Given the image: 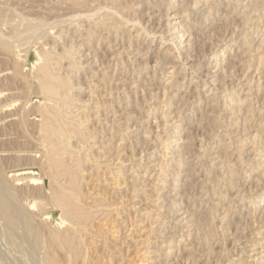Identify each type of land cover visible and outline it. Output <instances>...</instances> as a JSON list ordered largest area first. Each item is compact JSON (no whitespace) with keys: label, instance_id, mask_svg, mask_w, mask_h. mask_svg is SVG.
Listing matches in <instances>:
<instances>
[{"label":"bare ground","instance_id":"obj_1","mask_svg":"<svg viewBox=\"0 0 264 264\" xmlns=\"http://www.w3.org/2000/svg\"><path fill=\"white\" fill-rule=\"evenodd\" d=\"M67 1L68 3L66 4L67 5L66 9L68 10H65L66 13L63 12L64 14L53 16V18L51 19L50 17L48 18L45 17L47 16V13H45L42 16L41 14L39 16L36 15L37 17L34 15L32 16V14H26L21 10L19 11L18 9L12 7L10 4H8L5 1L3 2L0 1V63L4 64L6 62V65L8 66V67L6 66L7 68L0 70V83L2 78L4 80V82L2 81L3 84L4 85L6 84L4 86V88L5 87L6 88L4 90H0V115L4 114L0 118V264H59L62 262L64 264H78L80 262H84L85 258L89 257L88 256L89 253L87 255L86 251L87 248L90 246L89 243L93 239L91 238V234H93L91 233V228L98 227L97 225L96 226L93 225L105 220V217L109 214V212H107L106 210H110L106 208H111L112 204L110 205L104 203L106 200L104 198L98 199L92 197L91 195L89 196L88 193L84 194L80 188L81 185L84 184V181L92 178L94 174H99L102 175V177H104V175L108 173V175H111L112 177L111 179L114 180H117L119 178V174H122L120 170L121 168H119L120 165L118 167V164H120L119 162H121L119 160L120 154L118 153V151H115L113 153L111 152L112 149H115V147L113 148L112 145L115 142V146H116L118 143L122 142L123 139H125L128 136V134H130L128 133V129H129L128 124L132 119L131 117L132 114L130 109L135 108L133 110H136L138 107L137 105L138 101L136 103L134 102L135 100L134 101L132 100V102L129 101L127 94L123 92L125 90L121 91V94L123 93L122 96L121 94L118 93L114 95L112 92L113 90L116 89L119 91L121 90L120 87L117 88L119 83L117 82L118 84H116L115 80L117 79H115L116 76L113 71L115 70V68L120 66V64L122 63L121 59L122 57H124L123 55H121L123 54L121 50L119 49L113 50V47H116L115 42L120 41V39L122 38V36L120 35H125L129 39L132 37V39H135L136 42L138 40L145 41L146 38H152L159 40V43L157 44L159 47L161 44L168 45L167 49L164 52L160 53L161 55H164L166 57L171 56L172 58L170 59H174V58L176 59L177 56L179 55V52H181L179 45L181 44L180 39L182 38V36L179 35L177 37L176 34L182 31H176L177 29H174L172 27V29H174L173 34L170 32L168 28L165 32L161 31L159 32V34H156L152 30L145 28L143 25L141 26L140 23H137L136 22L137 20L135 19L136 17L133 18L132 14L133 13L135 14V10L139 9V6L140 5L142 6V3H144L142 0H139L140 4L139 3L130 4L132 2L129 1L130 7L125 6L126 1L124 2V4L123 3L121 4L119 0H67ZM202 2L203 0H197V2L193 5L192 9H188L185 6L181 7L182 9L180 8V10H178L179 11L178 13L182 14L184 18L189 19L192 10L196 9L197 5L201 6ZM183 3L184 2H181L182 5L180 6H183ZM254 3L256 2H253V0H226L225 8L226 7L227 9L229 8V10L234 14L236 12L239 13V16H237V18L239 17L240 20H242L240 22L244 25L243 31H245L248 27H251L249 30L250 33L247 34L245 33L246 31L244 33L242 31V33L233 37L234 33L231 32L232 34L229 37V41L231 40L233 44H238L237 37L241 36V43H239L240 48L237 49L235 53H232L234 57L231 58V56L229 55L230 57L229 62L230 60L232 62L235 61L236 64L237 62H240L242 64L244 62L246 63L247 61H251V63L252 61L256 62L253 63L254 65L252 64L250 65L249 62H247V64H244L247 65V67L240 70L245 71L246 74V72H248V69L250 70L251 67L254 66L255 69H253V71L256 74L258 73L259 75L257 79H261L260 77L262 76H260V74L262 73H260L261 71L259 70L260 68L264 69V6H262L263 3L260 2L262 6L260 11L259 9H257V7H259L258 5L256 6L257 3L256 4ZM171 4H172V0H168L167 8ZM220 8H221L220 0H215V1L211 0L210 4L208 5V9L205 12L206 15H204L203 17L202 14L199 13L198 15H201L200 20L195 21L193 26L187 28L194 30L201 28L200 26L201 24L204 23L205 25L206 22L209 21L211 22V19L214 16H217L216 22L222 21L224 19L225 20L229 19L228 17H224L221 20L218 19L220 18V14H219ZM227 15L229 14H226V16ZM238 27H241V25ZM197 31L195 30V32ZM74 34L77 35V37L75 36L76 38L79 37V40L76 39L78 40V42L73 41L74 37H72V35ZM168 34H170V36H166ZM200 34L202 33L200 32ZM216 34L217 32H215V35ZM251 34L255 35V37L252 39L250 38ZM220 38L218 37L219 40L216 41L217 43L211 45L209 49V51H211L210 53H212L210 57L211 61L213 59H215L216 61L214 64H211L210 62V65L213 68L217 69L216 72H218V69L220 68L222 71H226L223 69H225L227 64H231V62L230 63L226 62L227 64L223 62V65L221 66L219 60H221L222 57H218L219 55L216 56L219 48L218 45L225 42L226 41L225 39L227 37L221 36ZM129 39H125V40H129ZM177 41L179 42L177 43ZM252 42L255 43L252 45ZM211 43L213 42L211 41ZM151 45L152 42L146 43L145 47L147 48L145 50V53H147L148 50L151 49L150 48ZM159 47H158V51H159ZM252 47H254L255 49H252ZM101 49L105 50L102 51L101 56L105 55L106 53V56H109L110 58L109 60L113 61V65H114L113 71H111L110 69L107 70L105 65H103L104 63L109 61L108 59L106 60V62L103 60L102 57H101L102 60L99 59L100 55L98 56V53L101 51ZM121 49L124 50V47H121ZM257 49H260V51H257ZM238 50H239L238 53L240 55L249 52V54L250 53L251 55L253 54L252 56L256 55L257 57H254V59L252 58L247 59L245 57V61L242 60L243 62H241V58H239L238 55L235 56ZM221 51H225L224 48H222ZM249 54L247 56H249ZM28 57L33 58V61L29 66V68H26V61ZM156 59L157 57L155 58V60ZM99 60L103 62L100 63ZM155 60L154 62H156L158 59L156 61ZM223 60L224 59H222V61ZM97 62H98V66L95 65L97 64ZM210 65L209 67H211ZM108 66L109 65H107V68ZM170 66L173 69L174 68L173 66L175 65L171 64ZM171 67H168V69H170ZM179 69H181L182 72L184 70L183 68H179ZM167 70L164 69L162 72L161 78L164 80L163 82L167 81L168 78L167 76L168 74H166L168 73ZM191 71L193 73V70ZM182 72L179 71V73ZM206 73L207 74L203 75V77H199V82L202 83L200 85L201 89L199 90L197 86L199 82L197 81L196 83L192 77L191 78L189 77L190 78L189 83L192 84L193 86L192 87L193 92L194 91L197 92V97L195 102H197L198 110L199 109L200 111L203 110L202 111L203 113L195 110L198 113H194V115L200 116L198 120L197 119L194 120L193 117L191 118L189 116L190 113L188 114V116L186 115V117L182 115L183 114L182 113L181 115H179V118H183L184 120L186 118H188V120L193 119L192 122L195 123L197 120V126H200V128L202 127L201 123L205 122V125L207 126L204 125V127L207 128L211 127L216 132H218L219 130H221V132L225 131V134L220 135V138L217 133L214 132L215 134H213V131L211 133L212 135H209L208 137H210V140L211 139L213 140L217 137L216 139L217 141H219V143L221 142V138L222 139L227 138L228 143L222 142L223 146L221 150L222 151L228 150V148H230V145L235 143V141L229 138L230 136L229 133H231V130L229 128L237 125V123L230 122V124L228 123L229 125H227L224 119L222 120L223 118V115L221 114V112H223L222 106H226L225 105L226 100L222 98V101L220 100L221 102H219L220 104L218 103V101H216L217 98L219 99V97H217L216 95L217 94L216 91L220 90V85H221V89L222 90L224 89L225 92L226 86L221 84V80L224 77L219 75L220 72L218 73V75H211L213 72L210 71H207ZM184 75L185 74H183V76ZM95 77L96 78L98 77L100 80L96 82ZM126 77L128 78V76ZM125 78L123 79L125 80ZM205 78L211 82L209 87H207L206 89L203 88L207 85L205 82L206 80ZM249 78L252 79V76ZM236 81H238V79ZM9 82H11L12 84L14 83L15 84L14 86L18 84V86L7 87V83ZM218 83L220 84L219 86ZM135 88L136 86L132 88V91H134ZM97 91L98 92L101 91L100 93L101 95L100 94L96 95ZM228 91L229 94H225L223 92L222 94L226 95V98L228 100H234L236 102V106H239L240 103L243 101H247L248 106H247V111L245 112L248 113V115H246L247 117L254 116L256 113L257 114L260 113L259 115L264 114L263 108H258L260 106L255 107V105L258 104V101L249 100L248 95H245L244 98L241 99L238 95L235 94L234 91H231L230 89H228ZM246 91H250V90L248 89ZM114 92H118V91H114ZM249 94L250 96H252V93ZM83 95H87L88 98L82 99L81 96ZM189 95L191 94L189 93ZM9 96L12 99L14 97L19 100V101L18 100L15 101V103L16 102L19 103L17 108L14 110H11L14 101H12L11 99V101L9 102L8 101ZM101 97H104L107 100H101L102 102L101 103L99 101ZM182 101L183 102L182 103L180 102V104H183V106H185L184 104H187L185 103L186 102L185 99H183ZM214 101H216V103H213ZM11 102L13 103L10 104ZM132 103H134V105H132ZM138 103L143 104L142 102H138ZM221 104L222 106L219 109V105ZM203 105L205 106V108H203ZM139 109L137 110L139 111ZM147 117L149 116L147 115L146 119ZM259 124L260 127L264 126V123L262 124L261 119H259L258 123L255 126L258 127ZM192 125L189 128L191 127L193 129L196 128L194 127V125L193 126ZM164 127H166V125H163V128ZM204 127L203 130L205 129ZM185 128H188V126H186ZM241 128L245 129L244 126ZM188 129L185 130H187L189 134V130L191 131V129L189 130ZM244 129H242V131ZM262 130H264V128ZM145 131L146 130L143 131V133H145L144 136L145 135L146 137L147 135L149 136L150 132L148 131L145 132ZM179 132H177V134ZM259 132L255 131L254 132L255 135L251 139H247L248 137L246 138L244 137L242 141V147L246 145V142H250V141L259 142L258 140ZM188 134H186L185 144L191 143L190 140L192 139V136L187 137ZM116 137H118V139H116ZM256 137L257 139L255 140ZM166 140H160L161 149L162 148L166 149V147H164V145H166L167 142ZM19 141H22L23 144H26V142L32 143L34 146L33 150L26 149V151H22L25 148L19 150V147L18 148L16 147L17 146L16 143H19ZM137 142L138 141L136 140V145ZM129 143L130 144L128 146H130L131 148L133 146L134 147L136 146L134 142H129ZM207 143L209 144L212 142H207ZM213 144L215 145L214 142L212 143V145ZM197 146L199 147L198 151L200 153L204 152V154H202L201 156L196 155L194 156V158L192 157V159L190 160L188 159V161L183 162L185 164V165L183 164L185 167L184 170L187 171V174L191 175V177H194L197 171L199 172L200 166L197 165L198 161H201V159H205L207 161L206 154L212 156L216 155V153L213 150L214 148H210V146L207 147V145H205L204 143L201 144L200 146L199 145ZM242 147L241 149H238L237 153H235V155L237 156V160L238 159L240 160L239 158L240 155H238V153L244 150L242 149ZM188 148H190V146H188ZM186 150H187V146H186ZM132 151L134 150L130 149L131 153ZM260 152L261 151L258 148L254 154L255 157L258 156ZM133 153L131 155H133ZM166 155H167L166 152L162 153V156L164 158L166 157ZM210 159L211 160L208 166H213L212 169L213 171H210L209 169L206 170L208 168V166L206 165L207 166V168L205 166V170L207 172L206 174L211 175L212 172H217L221 176H215L216 173H213L214 179L215 178L217 179L216 183H214L215 180L213 179L212 176L211 177L209 176L210 178L207 177L208 179L205 178L206 179L205 182L200 181L202 183L201 184L202 188L201 191H199L200 194L198 196L199 202L197 203H202V196L209 193H212L213 194L212 196L215 195V198L218 200H222V199L224 200L226 198V193L222 197H220L219 193H215V191L218 190L216 188H218V185L221 182L220 188L222 189L221 186L226 185L227 188L236 191L238 199L235 200L234 203H232V205L230 206L228 204L231 203L232 196L229 194L227 195V196H231L230 198H227L225 200L226 205H228L227 206L228 208H226V205L224 206L223 205L224 203H222L221 206L222 207L224 206L223 207L224 210L221 213L222 219L219 221L223 222L230 215L232 217V215L237 213L236 216H234V218L239 217L237 219L239 222L236 221L237 223H235L232 221L234 225L236 224L234 228L236 229L237 225H239L238 223L240 222L242 224L243 221H246L244 222L245 226L247 225L249 226V222H250L249 219H252V223L253 221L259 218L261 219L262 215H260V217L257 218L256 216L258 214L256 212L259 208L257 204H259L261 201L264 200V190L259 196H257V198H259L258 201H256V197L251 198L250 194H246L247 191H250L249 188L248 189L245 188L247 191H245L244 193L241 191L242 192L241 193L239 189L242 188V185L239 183V180L241 179V176H243V174H247L249 172V169H247L245 173L242 172V170H244L242 168L240 169V173H237L235 172V170L231 169L233 165L240 163L242 160L237 161L236 163L235 162L226 163L227 161L225 162V160L224 161L219 160V163L220 162L221 163L219 164V166L217 165L218 167L216 168V165L215 164L213 165L212 161L215 160L218 161V159H221V157L219 155H216L214 158H210ZM11 160L13 161L27 160L30 163H32V165L29 166L26 165V167L23 168H19V167L17 168L16 166L12 169L7 168L8 164L9 166L13 164L11 162L7 163L8 161ZM151 160H153V158ZM162 160L164 159L162 158ZM158 161H160V159ZM149 162L151 161L149 160ZM167 162L165 161V166H163L162 169L161 168L159 169L158 171L159 174L154 180V182L157 183L160 182V187H162L163 183L165 182L164 179L163 180L160 179V176L165 175V173L168 172L167 171L168 169H166V166H168L166 164ZM5 163H7L6 168H5ZM85 163L89 164V166L87 168H81V165H84ZM192 164L196 165L195 168L192 167L193 166ZM133 165L134 164H132L130 168H133ZM176 165L178 166L174 171H176L175 175L178 176L180 175V173L182 172L181 170L184 167L180 166L179 163ZM262 166H264V163ZM258 167L259 165L257 164L255 165L252 164V166H250L252 170H258ZM114 168L118 169L117 173L112 172V169ZM146 168H148L147 164H146ZM200 169H202V166ZM89 171H93V174L91 175ZM248 176L250 177V174H248ZM184 179L186 178L184 177ZM187 179L184 182L186 183L189 182V184L191 185L195 180H197V179L195 180L193 179L194 180L193 181L191 179L189 180ZM257 180L259 183L258 178ZM191 181L193 182L190 183ZM248 181L250 182V178L248 179ZM189 184L185 185V188L186 186L189 187ZM207 186L209 187L207 188ZM251 186L250 189L252 188L253 190L254 186L253 187ZM28 189H30V191L32 190L31 194L30 191L29 193L27 192ZM242 190H244V188H242ZM114 193L115 192H113L112 190L111 194ZM157 199H159V197ZM187 199L189 200L190 198L187 197ZM211 199L213 202L214 200H216V199L213 200V198ZM194 200H192L193 201L192 203H194ZM31 201H33L32 204L30 203ZM237 202L239 203V206L238 204H235ZM120 203L121 202L119 201L113 205L116 208H118L119 206H121ZM47 204L50 205L51 210L57 211L60 214L62 227H57L52 225L51 217L42 212V210H45L43 209L42 206ZM246 204H250V205L247 206ZM37 206L40 207L37 209ZM190 206H191V211L189 212L190 216L187 217L188 220L186 222L184 221L185 222L184 224H186L184 226L187 227L189 225H192V221L190 219L193 216L194 209H193V204ZM133 207H135V204H133ZM120 209L123 208L120 207ZM144 209L146 210L145 207ZM243 209H245V212H240ZM209 210H208L209 212L206 211L208 213L207 214L205 213V216L208 215L209 217H212L213 220H215L219 213L217 214L211 211L212 209L210 206H209ZM121 213L123 212L120 213L117 212L115 213V215L119 216L121 215ZM157 220L159 221V219ZM199 221H201V219L197 221L198 224ZM203 221L201 222L204 223L205 221L204 222ZM257 222L259 221L257 220L256 224ZM198 224L197 223L195 224L193 222V225H195V227L199 230L201 228L200 225L202 224L200 225ZM197 225L200 228H198ZM239 228L240 227L238 226V229ZM241 230H245V228L242 227ZM187 232H190V230L189 231L187 230ZM199 232L198 231L196 232V235H194V240H193V241H197V243L200 242ZM234 232L237 233V231L235 230ZM256 233L257 232H255V234ZM89 235L91 239L88 238ZM87 238L91 240L88 243L89 246L86 243V241L88 240ZM187 238H190L188 237V234H187ZM236 239L235 238L233 239V243L237 242L238 239L240 238H238L237 240ZM91 244H93V241ZM257 244L258 242L253 243V246L255 245L254 248L256 247ZM244 245H242V252L240 254L246 255L247 252L245 251L246 247H244ZM191 248L193 249V247H189L190 251L193 252ZM86 255L88 257H86ZM262 259L260 261H262ZM59 260H61L62 262H60ZM228 260L230 261V258ZM228 260H225L224 262ZM247 260L249 261V256ZM247 260H243L242 258L239 257L238 254L236 264H250L247 262ZM259 263L260 262H258V264Z\"/></svg>","mask_w":264,"mask_h":264},{"label":"rangeland","instance_id":"obj_2","mask_svg":"<svg viewBox=\"0 0 264 264\" xmlns=\"http://www.w3.org/2000/svg\"><path fill=\"white\" fill-rule=\"evenodd\" d=\"M0 1L1 2L5 1L8 4H10L12 7L18 9L19 11L21 10L26 14H32V16L33 15L39 16L40 14L42 16L45 13H47V16L45 17L46 18L50 17V19L53 18V16L64 14L66 13L65 10H68L66 9L67 8L66 4L68 3L67 0H0ZM125 1H126L125 6H129L130 4L139 3V0L137 1L136 0H119L121 4L122 3L124 4ZM129 1L132 3L129 4ZM142 1L144 2L142 3V6L140 5L139 9L135 10V14L137 15H135L134 13L132 14L133 18L136 17L135 19L137 21L136 20L135 21L137 23H140L141 26L143 25L145 28L152 30L156 34H159V32L161 31L165 32L167 28L170 30L172 34L174 32L173 31L174 29H177L176 31H182L178 34H176V31H175V34L177 35V37L179 35L182 36V38L180 39L181 44L179 45L181 52H179V55L177 56L176 59L175 58L170 59L172 58L171 56L166 57L160 54L161 52H164L167 49L168 45L161 44L159 47L157 45L159 43V40L157 39L146 38L145 41L143 40L144 42L142 40L140 41L138 40L136 42L135 39H132V37L130 38L131 39L130 40L129 38H127V36L120 35L122 36V38L120 39V41L115 42L116 47H113V50L115 49L121 50V52L123 53L121 55H123L124 57H122L121 59L122 63L120 64V66H118L119 68L118 67L115 68L114 71H113V68H114L113 61L109 60L110 59L109 56H106V53L105 55L102 54L104 57L101 56V53L104 49H101V51L98 53V56L100 55L99 59H101L102 57L105 62L107 59L110 61V63L109 61H107L103 65H105L107 70L110 69L111 71L114 72L116 76L115 79H117L115 80V82L116 84L118 83L120 84V85L118 84L117 88L120 87L121 90L120 91L117 89L113 90L112 91L113 94L114 95H116V93L121 94V91L125 90L123 92L127 94L129 101L132 102V100L133 101L135 100L134 101L135 103L138 101V102H142L143 104L137 102V105H138V107L136 105L137 109H139V107L141 106L139 111L137 109L133 110L135 108L130 109L131 114H132L131 115L132 119L128 124V127L130 129V130L128 129V133L130 134H128V136L125 139H123L122 142L118 144L116 142V144L119 146L117 145L115 146V142L112 145V147L113 148L115 147V149H112L111 152L113 153L115 151H118V153L120 154L119 160L121 162H119L120 164H118V167L120 165L119 168H121L120 170L122 174H119V178L117 180L111 179L112 177L111 175H108V173L104 175V177H102V175H99V174H94L92 178L85 180L84 184L81 185L80 189L84 194L88 193L89 196L91 195L92 197H95L98 199L104 198L106 199L104 203L110 204V205L112 204V206L111 208H106L110 210H106L107 212H109V214L105 217V220H104L105 222L104 221L102 222L98 221L99 223L95 222L97 224H94L93 226L97 225L98 227L91 228V233H93L91 234V238H93L92 239L93 244H91L92 241L89 240L91 239L90 235L88 237L89 239L87 238L89 241L88 240L86 241L87 244L91 241L89 243L90 246L88 244L89 247L87 248V251H86L87 255L89 253L88 255L89 257L86 255V257L88 258H85L84 260L85 263L84 262H80V263H83V264H226L228 262L227 264H236L237 257L239 254V257L242 258L243 260H247L249 256V261L247 260V262L250 264L252 263L258 264V262H260L259 264H264V200L261 201L259 204H257L259 208L256 212L258 214L256 217L258 218L260 217V215H262L263 217V218L261 217V219L260 218L257 219L260 223L257 222L256 224L257 220L253 221L252 223V219H249L250 220V222L248 220L249 226L247 224H246L247 226H245L244 222L246 221L242 220L244 224L243 223L241 224V222L238 223L239 225H237L236 229H234L236 224L234 225L233 222L235 223L239 222L237 220L239 217L234 218V216H236L237 213L232 215V217L230 215L229 216L230 218L228 217L223 222L219 221L222 219L221 213L224 210L223 207L226 205L225 200L232 196L231 203L228 204L231 206L232 203H234V201L238 199L236 191L227 188L226 185L224 186L222 185L221 186L222 189H221L220 188L221 182H220L218 185V188H216L218 190H216L215 193H219L220 197H222L226 193V198L224 200L223 199L218 200L215 198V195L212 196L213 194L209 193V194L202 196V203H197L199 202V197H198L200 195L199 191H201V188H202L201 182H205L206 179L210 178L211 176L214 179L213 173H216L215 176H221L217 172H212L211 175L206 174L207 173L206 170L208 169L210 171H213L212 170L213 166H208V165L211 160L210 158H214L216 155H219L221 157V159H218V161L216 160L212 161V164L213 165L215 164L216 168L221 163V162L219 163V160L220 161L225 160V162L227 161L226 163H234V162L236 163L237 161L242 160L240 163L233 165L231 169L235 170V172L237 173H240L241 168L244 169L242 170L243 173H245V171L249 169V172L247 174H243V176H241V179L239 180V183L242 185V188H244V190H242V188L239 189L240 192L242 191L244 193L245 191H247L246 189L249 188L250 191H247L246 194H250L251 198L256 197V201H258L259 198H257V196H259L264 190V166H262L264 163V130H262L264 126L260 127V124L258 127L255 126L258 123L259 119L262 120V124L264 123V114L259 115L260 113L258 114L256 113L254 116L247 117L246 115H248V113H245L247 111V106H248L247 101H243L240 103L239 106H236V102L234 100H228L226 98V95L222 94V92L225 94H229L228 89H230L231 91H234L235 94L238 95L241 99H243L245 95H248L249 100L258 101V104L255 105V107L260 106L258 108L264 109V81H263L264 80L263 78L264 69L260 68L259 71H261L260 73H262L260 74V76L262 77H260L261 79H257L259 75L258 73L256 74L253 71V69H255L254 66L251 67L250 69L251 71L248 69V72H246V74H245V71L240 70V69L247 67V65H244V64H247V62H249L250 65L251 64L254 65L253 63H256V62L252 61L251 63V61H247L246 63L244 62L243 64L240 62H237L236 64V62L233 61L235 63L234 65V63L230 60L232 65L226 63V62L230 63L229 55L231 56V58H233L234 56L232 55V53H235V51L240 48L239 43H241V36L237 37L238 44H233L231 40L229 41V37L231 36L232 33H234L233 37H235L238 34L242 33V31L244 30V25L240 22L242 20H240L239 17L237 18V16H239V13L236 12L234 14L233 12L229 10V8L228 9L227 7L225 8L226 0H220L221 8H220V12L218 11L220 14V18L218 19L221 20L224 17H228L229 19L227 20L224 19L222 21L216 22L217 16H214L212 17L211 22L210 21L206 22L205 23L206 26L204 25V23L201 24L200 25L201 28L195 29L196 31L198 30L197 32H195L194 29L189 28L190 29L189 30L187 27L193 26L195 21L200 20L201 15H198L199 13L202 14L203 17L204 15H206L205 12L207 11L208 5L210 4L211 0H208V2L207 0H203L201 6L197 5V8L192 10V12L190 13L189 19L184 18L182 14L178 13L179 12L178 10H180V8L184 6L188 9H192L193 5L197 2V0H182V1L172 0V4L168 8H167L168 0H146V1L142 0ZM181 2H184L183 6H180L182 5ZM253 2L257 3V4L256 3L254 4H256V6L258 5L259 7H257V9L261 11L262 6H264L263 0L262 1L260 0V2L263 3L262 6L259 0H253ZM226 14H229V15L226 16ZM233 15L234 16L236 15V16L234 17ZM215 24H218V25H215ZM240 25L241 27H238ZM218 26L220 29L218 28ZM172 27L174 29H172ZM250 28L251 27H248L245 30L246 32L243 31V33L244 32L246 34L250 33L249 32ZM200 32L202 34H200ZM215 32H217L216 35H215ZM196 33H197V36H196ZM75 36L77 37V35L75 34L72 35V37H74L73 41L78 42L79 37L76 38ZM166 36H170V34ZM188 36L189 37L193 36V37L189 38ZM221 36H226L227 38L225 39L226 41L224 40L225 42L218 45L219 48H218L216 56L219 55L218 57H222L221 60H219V63L221 64V66L223 65V62L226 63L227 65L225 69L222 68L223 70H226V71H222L220 68L218 69V72H216L217 69L213 68L210 65V62L211 64H214L216 61L215 59H213L214 61L213 60L211 61L210 57L212 53H210L211 51H209V49L211 45H214L217 43L216 41L219 40L218 37L220 38ZM254 37L255 35L251 34L250 38L252 39ZM125 39H129L130 41L125 40ZM211 41L213 43H211ZM150 42H152V45L150 47L151 49H149L148 52L145 53V50L147 48L145 47L146 43H150ZM178 42L179 41H177V43ZM254 43L255 42H252V45ZM121 47H124V50L121 49ZM158 47H159V51H158ZM222 48H224L225 51H221ZM252 49H255V48L252 47ZM257 51H260V49H257ZM238 52L239 50L237 51V54H235V56L238 55V57L241 58V62L245 61V57L247 59H250V58L254 59V57H257L256 55L252 56L253 54L251 55V53L249 54V52L241 54V55ZM248 54L249 56H247ZM156 57L158 59V60L156 59L157 61L155 60ZM159 59L161 62L159 61ZM222 59L224 60L222 61ZM154 60L157 63L154 62ZM175 60H177L178 62ZM32 61H33V58L28 57L26 61V68H29ZM101 62L103 61H100V63ZM4 64L0 63V70H3L4 68L8 67L6 65V62ZM171 64L175 65L173 66L174 67L173 69L170 66ZM95 65L98 66V62ZM107 65H109L108 68H107ZM209 65L211 67H209ZM165 66L167 67V69L168 67H171V68L167 70ZM227 66H228V69H227ZM179 68H183L184 69L183 72ZM164 69L167 70L168 72L166 73L168 74L167 75L168 78L166 82H163L164 80L161 78L162 77L161 75ZM204 69H206L207 71L213 72L211 75H218V73L220 72L219 75L224 77V78L222 77L223 79L222 80L220 79V80H221V84L226 86L225 87L226 89H225V92H224V89L223 90L221 89V85L219 84L220 80H219L218 86L220 85V90L216 91L217 93L216 95L217 97H219V99L217 98L216 101H218L219 103L222 101V98L226 100L225 102L226 106H222V104L219 105V109L222 106V110H223V112H221V114L223 115L222 120L224 119L227 125H229L230 122L237 123V125L229 128L231 130V133H229L230 134L229 138L235 141V143L230 145V148H228V150H223L224 153L221 150L223 146L222 142L228 143L227 138H224V139L221 138V142L219 143V141H217L216 139L217 137L213 140L212 139L210 140V137L208 136L212 135L211 133L213 131V134L217 133L220 138V135L225 134V131L221 132V130H219L218 132H216L211 127H208V128L204 127L205 122L201 123L202 125L200 124L202 126L201 127L202 129H201L200 126H197V120L200 118V116L194 115V113H198L200 109L198 110L197 102H195L196 97H197V92L196 91L193 92V88H192L193 86L192 84L189 83V80L192 77L196 83L197 81L199 82V77H203V75L207 74L206 73L207 71ZM191 70H193V73L194 72L195 73L193 74ZM179 71L182 73H179ZM183 74L185 75L183 76ZM123 76L125 77L128 76V78L127 77L126 78L129 81ZM251 76H252V79L249 78ZM122 77L125 78V80ZM118 78L120 79V81ZM234 78L236 80L238 79V81H236ZM95 79H96V82L100 80L98 77L97 78L95 77ZM2 81L4 82V80L1 78L2 85L0 83V90H4L6 88V87L4 88L6 84L4 85ZM205 82L207 85L203 87L204 89L209 87V85L211 84V82L207 79L205 80ZM176 84H177V87H176ZM201 84H202L201 82L197 84L198 90L201 89L200 88ZM14 85L15 84L14 83L12 84L11 82L7 83V87L14 86ZM17 86L18 84L14 87H17ZM134 86H136V88L134 89V91H132V88ZM248 89L250 91H246ZM114 91H118V92H114ZM248 92L252 93V96H250ZM100 93L101 91L99 92L97 91L96 95ZM189 93L191 95H189ZM86 96L87 95H83L81 97L82 99L83 98L86 99L88 98V96L87 97ZM134 98H136L137 100ZM138 98L140 99V101ZM11 99L12 98L9 96L8 101L10 102ZM15 99L16 98L13 97L12 101H14V103L13 102L10 103V104L13 103L11 110L16 109L18 106L19 102L15 103V101H17L18 99L16 100ZM181 99L182 100L185 99L186 101L185 103H187V104H184L185 106H183V104H180V102L181 103L183 102ZM101 100H107V99L104 97H101L99 101L101 102ZM216 101H214L213 103H216ZM132 105H134V103H132ZM186 105H188L190 108ZM203 108H205L204 105H203ZM195 110H197L198 112ZM202 111L203 110H201L200 112ZM181 114L184 115L185 117L186 115L188 116L189 114V116L191 118L193 117L194 120L197 119L196 123L192 122L193 119L188 120V118H186L184 120L183 118H179V115ZM3 115L4 114L0 115V118ZM147 115L149 117H147L146 119ZM162 116H163V119H162ZM192 124L197 129L196 128L193 129L191 127L193 129L192 130L191 128H189ZM163 125H166V127L163 128ZM242 125L245 127V129L246 128L247 129L245 130L244 128H241L243 127ZM186 126H188V128L191 129V131L188 128H185ZM203 127L205 128L204 130H203ZM143 129L146 130L145 132L147 131L150 132L149 136L148 135L147 137L146 135L144 136L145 133H143L144 131ZM185 129L189 130V134H188V131ZM242 129H244L245 131L244 130L242 131ZM176 131L177 132L180 131L181 134L180 132L177 134ZM255 131L262 132V133L259 132V135H258L259 142H256V141L246 142V145L242 147L243 138L248 137L247 139H251L255 135L254 134ZM186 134H188L187 137L192 136V139L190 140L192 144L191 143L185 144ZM201 137L205 139H202ZM116 139H118V137H116ZM256 139L257 137L255 138V140ZM136 140L138 141L137 145H136ZM160 140L167 141L166 145H164L166 149L164 148L161 149ZM174 140H175V143H174ZM206 141L212 142V143L214 142L215 145L214 144L212 145V143L208 144ZM129 142H134L136 146L135 147L133 146L131 148L130 146H128L130 144ZM19 143H16L17 145L16 147L17 148L19 147V150L20 149L22 150L25 148L22 151H26V149L33 150L34 148L33 144L30 142H26V144H23L22 141H19ZM203 143L207 145V147L210 146V148H214L213 150L216 153V155L212 156V155L206 154L207 161L205 159H201V161H198L197 165H199L200 168L202 166V169L198 167L199 172L197 171L195 176L191 177V175H188L187 171L184 170L185 164L183 162L188 161V159L189 160L192 159V157L194 158V156L196 155L201 156L202 154H204V152L200 153L198 151L199 147L197 146V145L200 146ZM186 146H187V150H186ZM188 146H190V148H188ZM241 147L244 150L238 153V155H240L239 156L240 160L239 159L237 160V156L235 155V153H237L238 149H241ZM258 148L260 149L261 152L258 156L255 157L254 154ZM130 149L134 150L132 151V153L134 152L133 155H131L132 153L130 152ZM163 152L164 153L166 152L167 154L165 158L162 156ZM152 158L153 160H151ZM162 158L164 160H162ZM159 159L160 161H158ZM149 160L151 162H149ZM165 161L166 162L168 161L166 163L168 165L166 166V169H168L167 170L168 172H166L165 175L160 176V179L165 180L162 187H160V182L157 183V182H154V180L159 174L158 172L159 169L160 168L162 169V167L165 166ZM9 162L13 163V164L10 163L11 167L9 166V164L7 166V168H11V169L14 168L15 166L17 168L18 167L23 168V167H26V165L27 166L32 165V163H30L27 160L26 161L11 160V161H8L7 163ZM7 163H5V168H6ZM158 163H160L162 166ZM178 163L180 166L184 168H182L181 170L182 172L180 173V175L177 176L175 175L176 171L174 170H176L178 166L176 164ZM130 164L131 165L134 164L133 168H130L131 166ZM146 164L148 168H146ZM252 164L259 165L258 170H252L250 168ZM192 165L191 166L195 168L196 165L194 164ZM206 165L208 166V168ZM88 166L89 164L85 163L84 165H81V168H87ZM205 166L207 168L206 170H205ZM117 170L118 169L114 168L112 169V172L117 173ZM89 172L91 173V175L93 174V171H89ZM248 174H250V177L248 176ZM184 177L186 179L189 178L191 180L193 179L194 180L197 179V180L195 181L193 180L194 182L191 181L190 183L193 182L192 185L189 184V182H187L189 184V187L186 186L185 188V185H188V184L184 182L186 181ZM249 178H250V182L248 181ZM257 178L259 179V183H258ZM104 179H105V182H104ZM214 180H215L214 183H216L217 179L215 178ZM250 186L251 187L254 186L253 190L252 188L250 189ZM208 187L209 186H207V188ZM187 188H190V189H187ZM223 188L224 190L225 189L226 190L224 191ZM191 189H193L194 191ZM112 190L113 192H115L114 194H111ZM29 191L30 189H28L27 192L29 193ZM31 191H30V194H31ZM228 194L231 196H227ZM158 197L159 199H157ZM187 197H189L191 201L190 199L188 200ZM211 198H213V200L214 199L216 200H214L213 202ZM192 200H194V203H192L193 202ZM119 201L121 202L120 203L121 206L116 208L113 204ZM30 203L32 204L33 201H31ZM222 203H224L223 207L221 206ZM133 204H135V207H133ZM192 204H193V209H194L193 216L190 219L192 221V225L188 224L189 226L187 227V226H184L186 225L184 223L188 220L187 217L190 216L189 214V212L191 211L190 205ZM235 204H238L239 206L238 202ZM228 205H226V208H228L227 207ZM246 205L249 206L250 204H246ZM209 206L212 209L211 211L217 214L219 213L215 220H213V218L209 217L208 215L205 216V213L207 214L210 211ZM39 207L40 206H37V209ZM42 207L45 210L48 209L47 211H45V210H42L41 208L43 213L51 217L52 225L57 226V227H62L60 214L57 211L51 210L50 205L48 204L43 205ZM120 207L123 208L124 210L120 209ZM144 207L146 208L147 211L144 209ZM117 212L119 213L123 212V213H121V215L119 216H116L115 213ZM240 212H245V209L241 210ZM157 219H159V221ZM200 219L201 221L204 220L205 222L203 221L204 223H202L201 221H199V224H198L197 221ZM193 222L195 224L197 223L198 225L202 224L200 225L201 228L197 225V227L200 228L199 229L200 232L195 227V225H193ZM238 226L241 229L242 227L245 228V230H241L240 228L238 229ZM237 229L240 231H238ZM187 230L188 231L190 230V232H187ZM234 230L237 231V233H235ZM197 231L199 232V235H200V242L198 243L197 241H193L194 235H196ZM239 232L241 233L243 232L242 235ZM255 232L257 233L255 234ZM187 234H188V237L190 238H187ZM234 238L235 239L240 238V239H238L237 242L233 243ZM254 242H258L255 248H254L255 245L253 246ZM242 245L246 247L245 251L248 254L247 253L246 255L240 254L242 252ZM189 247H193V249L191 248L193 252L190 251ZM229 258H230V261L228 260ZM261 259L262 261H260ZM225 260H228V261L224 262ZM59 261L62 262L61 260ZM59 264H64V263L62 262Z\"/></svg>","mask_w":264,"mask_h":264}]
</instances>
